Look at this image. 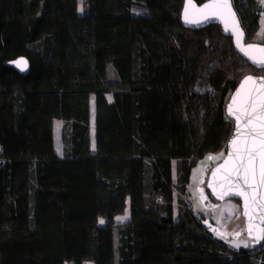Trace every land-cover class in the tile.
Instances as JSON below:
<instances>
[{
  "label": "trees",
  "instance_id": "obj_1",
  "mask_svg": "<svg viewBox=\"0 0 264 264\" xmlns=\"http://www.w3.org/2000/svg\"><path fill=\"white\" fill-rule=\"evenodd\" d=\"M182 4L82 0L79 15L77 0H0V264H264V242L228 247L182 197L195 158L225 153L230 94L264 69L218 24L184 26ZM232 4L255 41L264 5ZM21 55L25 75L7 65Z\"/></svg>",
  "mask_w": 264,
  "mask_h": 264
},
{
  "label": "snow or ice",
  "instance_id": "obj_2",
  "mask_svg": "<svg viewBox=\"0 0 264 264\" xmlns=\"http://www.w3.org/2000/svg\"><path fill=\"white\" fill-rule=\"evenodd\" d=\"M264 5V0H260ZM192 0H186L185 22L200 23L212 18H219L220 9L227 8L233 18V35L236 36V46L248 56L250 60L258 67H264V47H258L255 44L243 45L241 39L243 32L239 28V22L235 19V13L231 11V0H210L209 4H205L203 9H211V11L203 16V21L189 19L188 5ZM203 9H196L202 12ZM225 31H229L226 25ZM258 36H264L259 33ZM251 50H255L260 55L253 56ZM13 63L21 70L27 67V61L20 58ZM251 85V87H246ZM228 116L234 118L235 132L229 142L228 156L224 158V163L220 164L213 170V177L223 170L222 180L228 185L227 191H224V184H221V191L217 193L213 184L209 182V187L213 188V194L219 198L229 195H238L244 201L245 215L249 219L256 218L264 223V204L260 202L261 197L259 190L264 187V78L257 80L253 76H245L241 82L240 88L231 97V103L228 105ZM224 154L219 156H208L207 160L220 159ZM257 161H259V179H257ZM235 181V183H234ZM240 181H243L241 184ZM248 190H251V194ZM250 204L255 212L250 211ZM123 219V218H121ZM100 223H103L101 220ZM253 225H248L249 233L252 232ZM239 235V233H236ZM257 244L264 241V227L259 228V234L255 237ZM247 246V245H245Z\"/></svg>",
  "mask_w": 264,
  "mask_h": 264
},
{
  "label": "rangeland",
  "instance_id": "obj_3",
  "mask_svg": "<svg viewBox=\"0 0 264 264\" xmlns=\"http://www.w3.org/2000/svg\"><path fill=\"white\" fill-rule=\"evenodd\" d=\"M77 9L78 14L82 13V0H77ZM256 38V36H255ZM261 38V37H259ZM257 39L260 41V39ZM262 39V38H261ZM243 71H251V68L245 66ZM262 73V70H259ZM108 80H113L116 78L115 68L112 63L108 64V72H107ZM108 99H111V95L107 94ZM93 95L90 97V141L91 146L94 143V103H93ZM230 121L227 122L226 127H230ZM56 144L61 143V128L56 125ZM200 149L199 143L196 145L194 155L198 154ZM223 153V150L211 151L206 150L200 156L195 158V163L192 165L189 179L186 184L185 192L182 194L183 199L187 202V204L191 207V210L194 215L202 218L203 223H205L209 229L213 232L214 236L218 239L222 240L228 247L237 250L241 247L247 249H255L260 246L264 241L257 244L255 241V237L259 234V228L264 227V225L259 224L257 222H252L246 220L241 214L238 205L233 200L225 203H221L222 201H218L213 199L206 193L205 190V182L207 179V175L212 168L220 159L215 160H207L208 156H219ZM176 168L174 167V175L173 180H176ZM179 195L177 188H174V218H176L177 211V196ZM235 208L237 211L232 215H225V213L221 214L220 211L228 210ZM123 218V219H121ZM104 219L102 217L98 218V223ZM129 220V198L126 200V207L124 211L116 217V223L121 224L127 222ZM252 224L253 229L252 232L249 233L248 225ZM239 233V235H236ZM117 238L116 234H114V245L116 246ZM247 245V246H245ZM65 264H72V262H66ZM85 264H93L91 261H86Z\"/></svg>",
  "mask_w": 264,
  "mask_h": 264
},
{
  "label": "water",
  "instance_id": "obj_4",
  "mask_svg": "<svg viewBox=\"0 0 264 264\" xmlns=\"http://www.w3.org/2000/svg\"><path fill=\"white\" fill-rule=\"evenodd\" d=\"M209 3H210V0H204L201 3H197L195 0H192L191 5H188V16H189V19L197 20V21H203V16L207 15L211 11V9H203V6L205 4H209ZM185 7H186V0H183L182 8H181V11H180V20H181V23L184 26L192 28V29H197V28H201V27L206 26L207 24H211V23L218 24L220 26V28H221L222 33L225 36H228V37L231 38V42H232V46H233L234 50L244 60H246L251 66H253V67L257 68V69H264V67H258L256 64H254L252 62V60H250L248 58V56H245L244 53L241 52L239 48H237V46H236V36H234L232 34L233 31H234V29H233L234 21H233V18L231 17V15L229 13V10L227 8L220 9L219 18H212V19L200 22V23H186L185 22ZM196 9H203V11L202 12H197ZM231 11L235 13V19L239 22V28L244 34L242 39H241V43L243 45H245V46L248 45V44H255L258 47H264V43H262L261 41H256V40L255 41H247L246 40L245 32H244L243 27H242V25L240 23L239 17H238V15H237V13H236V11L234 9V6L232 4V0H231ZM226 25L228 26L229 31H225ZM250 54L253 55V56H259L260 55L255 50H251ZM20 58H23L25 61H27V67L24 70H21L19 67L16 66L15 63H13L14 61H17ZM7 65L12 67V68H14L18 73L23 74V75L27 74L29 72V69H30L29 61H28L27 57H25L23 55L18 56L16 58H13L11 60H8L7 61ZM245 76H253L257 80H259L261 78H264V75H254V74H250V73L245 74L244 76H242V78L239 80L237 86L235 87V89L230 94V96H229V98H228V100H227V102L225 104V113H226L227 117L229 118V120L232 121L231 133L228 136L227 141H226V148H225L224 156L215 165H213L212 168L210 169V171H209V173L207 175L206 182H205V187L208 189V191L213 196V198L218 200V201L237 199L239 201L241 214L243 215V217L246 220L252 221V222H257L259 224L264 225V223H262L261 220L259 219V215L258 214L256 215V218L251 219V220L249 219L248 216L245 215L244 201H243V199L240 196H238V195H229V196H225L224 198L221 199V198L218 197V195H214L213 194V188H210L208 186L209 182H211L213 184V187L216 189L217 193H219L222 190L221 189V184H224V188H223L224 191H227V189H228V185L222 180V176L224 175L223 170H221V172L217 173L216 177H213L212 173H213L214 169H216L220 164L224 163V158H226L228 156V151L230 150L229 142H230V140L233 137V133L235 132L234 118H230L228 116V105L231 103V97L236 93L237 89L240 88L241 82L244 80ZM246 87H251V85H246ZM257 179H259V161H257ZM234 183H235V181H234ZM240 183L242 184L243 181H240ZM248 191L251 194V190H248ZM259 195L261 197L260 202L262 204H264V187L260 188ZM250 211L253 212V213L255 212V209L251 206V204H250Z\"/></svg>",
  "mask_w": 264,
  "mask_h": 264
},
{
  "label": "crops",
  "instance_id": "obj_5",
  "mask_svg": "<svg viewBox=\"0 0 264 264\" xmlns=\"http://www.w3.org/2000/svg\"><path fill=\"white\" fill-rule=\"evenodd\" d=\"M259 33H264V8L262 9V11L260 12L259 14V19H258V27L254 33V38L255 40H257L259 37H263V36H258ZM261 38H259L261 40ZM62 123L63 121L61 119H54L53 120V147H54V150L55 152L57 153V155L61 156L62 155V140H61V143L59 144H56V130H55V127L56 125L60 126V128L62 129ZM91 148L93 149L94 148V143H93V146H91ZM171 167H172V178H173V175H174V167L176 168V160L175 159H172L171 161ZM176 171V170H175ZM231 200H224L222 201L221 203H223V205L227 202H229ZM230 204V202H229ZM236 206H233V208L228 209V210H221L220 213L224 214L225 215H232V214H235V212L237 211V209L235 208ZM119 215V214H118ZM116 215L114 220L116 222V217L118 216ZM102 225V224H101Z\"/></svg>",
  "mask_w": 264,
  "mask_h": 264
}]
</instances>
